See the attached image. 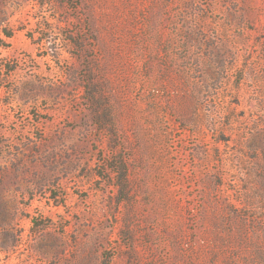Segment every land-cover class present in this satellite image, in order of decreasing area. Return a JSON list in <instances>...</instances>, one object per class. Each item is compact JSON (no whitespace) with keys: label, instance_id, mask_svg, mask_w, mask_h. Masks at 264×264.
<instances>
[{"label":"rangeland","instance_id":"1","mask_svg":"<svg viewBox=\"0 0 264 264\" xmlns=\"http://www.w3.org/2000/svg\"><path fill=\"white\" fill-rule=\"evenodd\" d=\"M0 264H264V0H0Z\"/></svg>","mask_w":264,"mask_h":264},{"label":"trees","instance_id":"2","mask_svg":"<svg viewBox=\"0 0 264 264\" xmlns=\"http://www.w3.org/2000/svg\"><path fill=\"white\" fill-rule=\"evenodd\" d=\"M8 37L10 36V35H7Z\"/></svg>","mask_w":264,"mask_h":264}]
</instances>
